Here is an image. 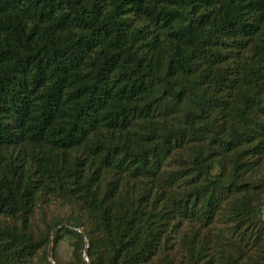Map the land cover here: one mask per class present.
<instances>
[{"label": "trees", "instance_id": "16d2710c", "mask_svg": "<svg viewBox=\"0 0 264 264\" xmlns=\"http://www.w3.org/2000/svg\"><path fill=\"white\" fill-rule=\"evenodd\" d=\"M262 212L264 0H0V264H264Z\"/></svg>", "mask_w": 264, "mask_h": 264}, {"label": "rangeland", "instance_id": "374dc122", "mask_svg": "<svg viewBox=\"0 0 264 264\" xmlns=\"http://www.w3.org/2000/svg\"><path fill=\"white\" fill-rule=\"evenodd\" d=\"M249 210L256 216L258 214L256 207L250 206ZM67 215V211L64 208L59 207V205H52L47 209H44L42 213L36 212V214L32 218V232L38 236L40 233H43L45 226L50 223L54 218H60ZM223 226L222 222L219 221L214 225V232H222L223 236H227L229 233ZM183 232H188L187 228L182 229ZM48 252L49 254L45 257L47 261L53 262V259L56 260L59 264H64L69 260V256L71 253V248L69 245V240L64 238L59 241L53 250L52 241L48 244ZM166 255V260L168 262L176 263L180 259H183L184 252L181 247L175 246L171 252L166 251L164 253ZM43 259L42 254L39 252L38 260L41 261Z\"/></svg>", "mask_w": 264, "mask_h": 264}, {"label": "water", "instance_id": "95a60500", "mask_svg": "<svg viewBox=\"0 0 264 264\" xmlns=\"http://www.w3.org/2000/svg\"><path fill=\"white\" fill-rule=\"evenodd\" d=\"M262 218L264 220V212H262ZM78 232H80V231H78ZM50 264H54V263L51 261Z\"/></svg>", "mask_w": 264, "mask_h": 264}]
</instances>
